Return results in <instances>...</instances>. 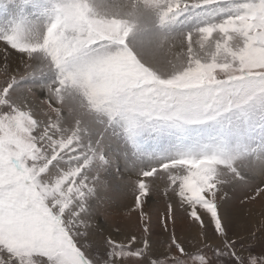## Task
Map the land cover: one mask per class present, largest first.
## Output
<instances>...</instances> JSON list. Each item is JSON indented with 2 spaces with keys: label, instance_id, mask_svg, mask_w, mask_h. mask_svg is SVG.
Wrapping results in <instances>:
<instances>
[{
  "label": "snow or ice",
  "instance_id": "1",
  "mask_svg": "<svg viewBox=\"0 0 264 264\" xmlns=\"http://www.w3.org/2000/svg\"><path fill=\"white\" fill-rule=\"evenodd\" d=\"M234 200L264 202V0H0V264H264Z\"/></svg>",
  "mask_w": 264,
  "mask_h": 264
},
{
  "label": "rangeland",
  "instance_id": "2",
  "mask_svg": "<svg viewBox=\"0 0 264 264\" xmlns=\"http://www.w3.org/2000/svg\"><path fill=\"white\" fill-rule=\"evenodd\" d=\"M113 195L117 202L114 205L109 217H107L108 223L112 225L113 230L119 227L123 231L136 232L139 227L136 217L132 216L129 218L127 215H125L127 206H129L132 201L131 192L125 188L121 192L114 193ZM163 207V202H160L154 207V210L159 209L162 211ZM226 207L231 213H233L230 223L231 231H240L238 229V224H240L241 227H244V232L250 230L254 223L260 219V213L264 212V202H257L246 207H242L238 201L234 200L231 201ZM249 209L251 210V214H249ZM239 219H241L243 222H239ZM176 228L177 234H189V224L187 221L178 220ZM240 232H243V230Z\"/></svg>",
  "mask_w": 264,
  "mask_h": 264
},
{
  "label": "bare ground",
  "instance_id": "3",
  "mask_svg": "<svg viewBox=\"0 0 264 264\" xmlns=\"http://www.w3.org/2000/svg\"><path fill=\"white\" fill-rule=\"evenodd\" d=\"M237 221H238V220H237ZM237 221H236V222H237ZM236 222H235V223H236ZM239 222H243V221H242L241 219H239ZM244 222H245V221H244ZM245 227H246V226H245ZM238 229H239L240 231L243 230V232H244V227H241L240 224H238Z\"/></svg>",
  "mask_w": 264,
  "mask_h": 264
}]
</instances>
